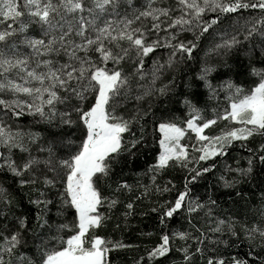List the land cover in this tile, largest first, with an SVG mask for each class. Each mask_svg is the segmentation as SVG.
<instances>
[{"label": "snow or ice", "instance_id": "6c2138e0", "mask_svg": "<svg viewBox=\"0 0 264 264\" xmlns=\"http://www.w3.org/2000/svg\"><path fill=\"white\" fill-rule=\"evenodd\" d=\"M0 264H264V0H0Z\"/></svg>", "mask_w": 264, "mask_h": 264}, {"label": "trees", "instance_id": "16d2710c", "mask_svg": "<svg viewBox=\"0 0 264 264\" xmlns=\"http://www.w3.org/2000/svg\"><path fill=\"white\" fill-rule=\"evenodd\" d=\"M145 161H147V162H151V153L145 152V153H144V157L141 158V159H138V160L136 161V163H137L138 165H140L141 167H146V163H145ZM136 170L139 171L140 168H137ZM133 223H136V221H133ZM151 226H152V225H151V221L148 220V219H145V220L143 221V223L140 224V227H141V228H144L145 230H151ZM109 231H111V226L109 227ZM126 236H127V234H126ZM128 238L134 241V240L136 239V236H135V234L133 233V234H132L130 237H128ZM127 255H128V253H122V254H121V258L126 259V258H127ZM113 258L115 259L116 257L114 256Z\"/></svg>", "mask_w": 264, "mask_h": 264}]
</instances>
